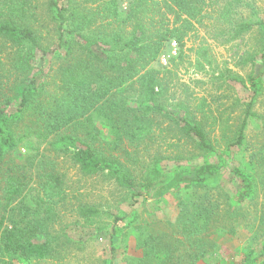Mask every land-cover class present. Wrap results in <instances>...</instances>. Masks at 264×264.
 <instances>
[{
  "label": "trees",
  "instance_id": "trees-1",
  "mask_svg": "<svg viewBox=\"0 0 264 264\" xmlns=\"http://www.w3.org/2000/svg\"><path fill=\"white\" fill-rule=\"evenodd\" d=\"M124 2L0 0V264L59 256L54 227L68 202L61 157L84 177H103L128 193V212L113 217L112 257L104 264H117L118 237L132 251L126 264H219L213 236L237 232L258 179L264 191V114L255 109L264 94L261 11L251 0ZM198 27L226 44L258 32L262 65L252 59L247 78L217 74L199 47L190 66L210 77L194 83L211 85L215 95L173 86ZM172 44L177 56L158 67ZM48 57L61 61L53 75ZM230 82L248 89L250 102L237 98L226 107ZM254 128L258 134L250 135ZM22 146L29 152L18 158ZM164 201L176 204L175 220L141 221V203ZM79 212L89 225L100 215L93 207ZM258 259L249 252L241 264Z\"/></svg>",
  "mask_w": 264,
  "mask_h": 264
},
{
  "label": "rangeland",
  "instance_id": "rangeland-1",
  "mask_svg": "<svg viewBox=\"0 0 264 264\" xmlns=\"http://www.w3.org/2000/svg\"><path fill=\"white\" fill-rule=\"evenodd\" d=\"M251 1L261 11V17L264 19V0ZM127 3L128 0H125L124 5L126 6ZM246 14L248 16V12ZM209 33L204 28L198 27L189 36L184 47L189 63L184 66L181 65L177 69V77L173 82V86L176 85V87L181 83L189 84L192 89L197 88V95L208 98H210L209 92L214 95L216 93L215 90L211 91L212 86L196 85L194 81L201 79L206 81L210 76L206 77L193 66H190V61L192 63L197 61L196 50L199 47L208 49L217 74L221 71L232 70L247 78L254 71V59H256L258 66L262 65L259 60L257 61V59L261 58V54H256L258 32L253 31L244 38L227 44L210 37ZM177 54V45L172 44L170 50L161 55L157 66L170 67L171 58L177 56ZM60 62L54 57H48L46 72H52L51 75H53ZM207 70L211 69L207 67ZM41 79V82L46 81L45 78ZM50 79L51 77L48 81ZM230 84H232L233 90H229L228 93L224 92V90L218 92V95L219 93H227L229 95L230 99L224 100L226 107L232 105L234 99L237 98L243 100V102H250L252 94L248 89L235 82H230ZM175 89L178 94L183 93L181 89ZM204 89H207V91H204ZM255 109L264 114V94L259 97ZM27 119L29 118L27 117ZM256 134H258V131L255 128L252 129L250 135ZM28 152V148L22 146L17 157H23ZM241 157L239 156L238 160H236L237 164L246 167L248 161L245 157L242 159ZM58 166L66 174L65 181L68 194V202L63 208L59 207L60 220L54 227V232L61 237L58 247L60 254L56 258L35 261L31 264H104L105 261L112 257L109 247V231L114 223L113 217L125 215L128 212V193L125 194L113 182L105 181L103 177H84L69 158H59ZM163 166L168 169L172 165L165 162ZM223 182V189L228 190L232 194L235 189L234 184L227 185L226 179ZM260 183H262L261 179H258L259 191L257 198L245 206V220L241 226L236 228L237 232L230 235L226 231H220L213 236V240L218 246L216 256L219 259V264H241L244 255L249 252H254L255 256H258V262L264 258V191ZM82 206L93 207L98 210L100 215L91 219L94 221L92 225H89L86 218L80 215L79 210ZM138 210L141 221H148L151 224L157 223V221L165 224L164 221L175 220L178 215L176 204L168 201H164L158 206H153L152 203L145 205L141 203L138 206ZM64 233H67V235L65 236ZM121 240V237L115 240V244L119 246L120 250L116 263L126 264L127 257L125 253L127 252H125V247ZM127 251L129 252L127 253L128 255L132 253L130 248ZM199 264L207 263L201 262Z\"/></svg>",
  "mask_w": 264,
  "mask_h": 264
},
{
  "label": "built area",
  "instance_id": "built-area-1",
  "mask_svg": "<svg viewBox=\"0 0 264 264\" xmlns=\"http://www.w3.org/2000/svg\"><path fill=\"white\" fill-rule=\"evenodd\" d=\"M258 264H264V259H262Z\"/></svg>",
  "mask_w": 264,
  "mask_h": 264
}]
</instances>
